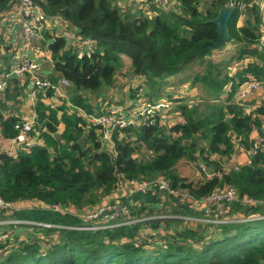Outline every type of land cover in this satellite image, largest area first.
<instances>
[{"label": "trees", "instance_id": "1", "mask_svg": "<svg viewBox=\"0 0 264 264\" xmlns=\"http://www.w3.org/2000/svg\"><path fill=\"white\" fill-rule=\"evenodd\" d=\"M235 1L237 8L228 28L232 36L228 43L235 45L234 50L225 51L226 43L219 51L206 50L195 56L203 44L217 41L212 20L230 7L231 0H182L181 11L157 8L148 0L147 10L136 13L126 0H36L48 16H62L77 28L82 40H95L97 48L78 54L66 38L48 35L54 39L46 45L54 62L50 77L71 83L69 99L58 107L42 100L36 103L35 128L42 145L16 157L0 152V197L35 204L15 212L13 218L61 227L34 228L39 237L15 228L16 238L26 233L29 239L13 249L2 246L0 264H264V152L252 155L239 171L210 181L190 180L180 167L184 161L192 165L202 162L211 171H222L237 150L234 141L249 151L254 132L264 138V100L259 98L264 94V49L260 48L264 15L260 6H250L256 0ZM14 3L0 0V21ZM125 59L130 62L126 76L144 79L148 88L157 84L202 87L212 99L192 106L176 99L173 110L182 115V123L129 126L115 132L112 150L104 149L99 129L75 109L89 116L106 113L107 103L114 102L104 95L100 103L94 98L116 86ZM251 80L262 91L239 100L242 86ZM14 97L9 93L10 99ZM148 97V101L174 102L169 95L164 98L152 93ZM3 110L5 105L0 103L1 116ZM18 121L14 116L2 117L1 138L18 136ZM157 179L184 188L198 199L215 189L234 187L240 197L260 204L233 203L231 214L238 221L225 225L192 227L182 220L165 221L182 228L166 232L163 241L150 247L139 245L137 238L143 225L159 229L160 221L81 231L72 229L83 224L79 217L40 206L60 203L83 211L112 196L124 181ZM122 201L140 215L145 211L153 214L157 205L168 201L175 215L202 216L179 202L174 205L175 199L159 191L134 194ZM136 202L143 208H137Z\"/></svg>", "mask_w": 264, "mask_h": 264}, {"label": "built area", "instance_id": "2", "mask_svg": "<svg viewBox=\"0 0 264 264\" xmlns=\"http://www.w3.org/2000/svg\"><path fill=\"white\" fill-rule=\"evenodd\" d=\"M182 0H152V4L161 9H166L170 4L181 2ZM254 4L264 7V0H256ZM237 5L235 0H231L230 6ZM15 6L19 16V40L15 44L20 49L19 55L14 60L10 68L2 67L0 69V102L6 97L7 89L11 81L20 78H28L30 80V101L34 106L39 100L48 101L53 97H57L60 101L68 99L66 90L71 86V83L60 78L53 80L49 75L41 69L40 59L46 56L48 50L46 45L54 42L50 39L51 36H62L67 39L72 47L77 51L90 53L97 48L95 40H82L78 35L77 28L65 20L60 15L48 16L36 0H15ZM163 6H166L162 8ZM244 6H241L243 8ZM10 11V10H9ZM0 21L1 28L5 22H8L5 15ZM5 18V21L3 20ZM52 31V32H50ZM261 46V47H260ZM260 48L264 49V33L260 40ZM12 47V48H13ZM1 48V47H0ZM82 48V49H81ZM1 51V49H0ZM262 91V86L256 81H249L242 86L239 94V100L244 101L251 95L258 94ZM175 103L170 100L148 101L136 100L130 104L111 103L106 106V113L99 116L86 115L82 110L75 109L79 116H83L89 124L99 129L101 142L103 145L112 150V139L116 131L125 129L129 126H153L160 124L166 126V121L171 120L170 125L183 122V117L179 112L173 110ZM247 108V112H249ZM1 127V121H0ZM36 114L31 118L20 119L15 128L19 131L18 136L5 139L3 153L9 156L16 157L18 154L29 151L30 149L42 145V141L38 138L39 133L36 131ZM236 149L241 148L237 141L233 142ZM264 152V138L257 136L252 144V148L248 151L251 158ZM205 181H210L213 178H221L223 173L231 171H239L240 165L231 166L228 162L224 163L222 171H211L210 169L201 166ZM124 187L125 194L117 200H107L95 207L87 208L83 211L76 210L74 207L65 206L60 203L46 205L40 203L44 210H49L54 213L71 214L80 218L81 226L72 227L74 230L81 231H98L110 230L120 227H131L145 222L160 221L164 224L165 221L182 220L189 226L197 225H225L234 223L238 220L235 215L231 214V205L233 203H242L247 207H252L260 204L259 201L253 198H242L239 192L234 187H225L223 189H215L208 196L198 199L188 190L180 187H172L170 182L165 179H157L152 181L130 180L121 183L120 188ZM119 188V189H120ZM118 189V190H119ZM159 191L163 194H168L175 199L174 205L179 202L188 207L189 210L198 211L202 216L190 215H170L164 216L160 214H149L145 211L143 214H138L133 211L131 206L122 201L123 198H130L134 194H148ZM178 203V204H179ZM25 204V205H24ZM137 208H143L140 202L134 203ZM35 207L33 202L18 203L7 201L0 197V248L8 246L10 249L18 247L20 244L27 242L29 236L23 233L20 238H16L15 228H23L25 231L33 232L34 236H41L39 232L34 231V228H60L49 223L21 220L11 217L15 212L24 209H32ZM157 208H163L162 204L157 205ZM162 228V227H161ZM157 231L152 226L143 225L137 243L148 247L158 244L156 240Z\"/></svg>", "mask_w": 264, "mask_h": 264}, {"label": "rangeland", "instance_id": "3", "mask_svg": "<svg viewBox=\"0 0 264 264\" xmlns=\"http://www.w3.org/2000/svg\"><path fill=\"white\" fill-rule=\"evenodd\" d=\"M126 1H127L126 3L128 5V7L131 8L132 12H135V13L139 12L141 9L147 10V8L149 7L148 0H143V1L126 0ZM143 2H146V4ZM202 5H205V3ZM164 7H166V6H163L162 8H164ZM180 7H181L180 2H176V3L170 4L164 10H167V11L179 10V11H181ZM262 11H263V15H264V7L262 8ZM244 18H245L244 16L241 18L239 25L243 24ZM234 48H235L234 44L228 43L225 51H227V52L233 51ZM81 51H78V54H84V51L83 52H81ZM129 64H130V62L128 61V59H125L124 65L121 67V69L119 71L120 73L117 74L116 86L114 88H111V89H109V88L105 89L101 93L96 94V98H94L95 102L100 103L101 102L100 96H102V95L106 96L108 100H111L114 103H125V102H127L126 99H129V98L131 100H139V99L140 100H150L148 95H150L152 93L157 94V95H161V97H164V98L169 95L171 98L174 99V103H176L175 102L176 99H182V100H185L187 103H189L191 106L195 102H198L199 100H207V99L211 100L212 99L208 95L207 91H204L202 87H198L196 91H193V93H191V90H188V89H190V87L188 85H185V86L180 87V88L179 87L174 88V87H166V86L160 87V85L157 84V85L153 86V88H148L145 86L144 79L136 77L132 74L126 76L127 72L129 71ZM123 74H125L126 77H124ZM171 80L172 79L169 80V83H171ZM28 85H29V81L28 80L26 81V79H25V82L22 84V90L20 91L21 92L20 94H22V95H20L17 100L7 101V99H6V103L10 104L12 107L10 109V112L14 115H18L19 117L25 116V117L29 118V115L26 116L27 115L26 108L30 107V106L28 104H25L26 89H27ZM10 90H12L13 92L16 91L15 88L10 89ZM67 90H66V92H67ZM115 90L118 91V93H116ZM67 96L69 99V95H67ZM225 97L226 96H224L223 98H225ZM259 98L264 100L263 92L261 94H259ZM68 99H66V100H68ZM59 102L62 104V101H59ZM3 141H4V139L0 137V145L3 144ZM103 146H104V149L108 150L109 147H107L105 145H103ZM198 164L199 165H196L195 163H193V165H192L190 163L186 164V161L182 162V165L180 166L182 169L181 173L185 174L186 177L190 178V180H193V181H196L199 178L204 179L201 166L204 165V167H206V168H208V166H207V164L202 163V162H199ZM240 166H242V165H240ZM124 194H125L124 187H121L119 190L115 191L112 196H110L109 198H107L103 202H105L107 200L110 201V200L120 199L124 196ZM175 212H176V210L170 204V202L165 201L163 203V208L162 209L158 208V209L154 210L152 212L153 213L152 215L160 214V215H164V216H170V215H174ZM160 227H162V228L155 229L157 231V233L155 235L157 242L163 241L164 237H166L168 235L166 232H169V231L174 232L175 230L176 231L181 230V228H182V226H180L179 223H167V224L164 223V224H161Z\"/></svg>", "mask_w": 264, "mask_h": 264}, {"label": "crops", "instance_id": "4", "mask_svg": "<svg viewBox=\"0 0 264 264\" xmlns=\"http://www.w3.org/2000/svg\"><path fill=\"white\" fill-rule=\"evenodd\" d=\"M139 1H143V0H139ZM5 18L9 21L5 22L4 26L1 28L0 69L2 67L10 68L12 66V64L14 63V60L16 59V57L20 53V49H18V47L16 45H14V47L12 46V44H15L16 41L19 40V38H20V35H19V16H18V13H17L15 6L10 11L7 12V14L5 15ZM5 18L3 19L4 21H5ZM50 32H52V31H50ZM40 64H41V69L44 73H46L49 76L53 74L54 62H53L52 57L49 54V52H47L46 56H44L40 59ZM25 79H26V81L27 80L29 81V85L27 86V89H26L25 104H28L30 106V107L26 108V113H27L26 116L29 115V118H31L33 115H35V106L30 101V80L28 78H20V79H15V80L10 82L8 89H7L6 97L3 101L0 102L1 104L5 105V110L1 111V114L3 116L0 115V121H1L2 117L8 118L10 116H15L16 118H19V120L23 119V118H28L25 116L19 117L18 115L12 114L10 112V109L12 108L11 105L6 103V99H7V101H9V100L14 101V100H17L20 95H22V94H20L19 96H17L16 94L18 92H20V90H22V84L25 82ZM13 88H15V90H16L15 92L10 90ZM197 88H190L188 90H191V93H193V91H196ZM17 89H18V91H17ZM115 92L118 93V91H116V90H115ZM9 93L11 95L14 94L15 97L13 99H10ZM159 98H161V97H159ZM104 99L108 100L106 96H104ZM59 101L60 100L57 97H53L50 100L45 101V102L50 104L52 107H58L61 104ZM108 101H110V100H108ZM126 101L127 102H125L124 104H130L131 102H134L136 100H131L129 98V99H126ZM170 123H171V120L168 118L166 121V124L170 125ZM61 130H62V128L60 129V131ZM257 135H258L257 132H254L252 134L251 138L254 140ZM0 137H1V127H0ZM4 145H5V140L3 141V144L0 145V152H3ZM226 162H228L231 166L242 165L241 167H243L245 165H248L250 162V156H249L248 150L243 148V147L237 149L236 152L232 155V157L229 160H227Z\"/></svg>", "mask_w": 264, "mask_h": 264}, {"label": "water", "instance_id": "5", "mask_svg": "<svg viewBox=\"0 0 264 264\" xmlns=\"http://www.w3.org/2000/svg\"><path fill=\"white\" fill-rule=\"evenodd\" d=\"M237 6L233 5L220 11L216 18L212 20V23L216 25L217 28V41L207 42L203 44L196 52L195 56L203 53L206 50L219 51L224 45L232 41V36L229 33V22L236 11Z\"/></svg>", "mask_w": 264, "mask_h": 264}]
</instances>
